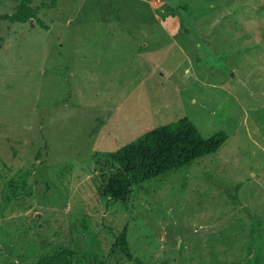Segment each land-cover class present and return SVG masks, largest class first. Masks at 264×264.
I'll return each instance as SVG.
<instances>
[{"label":"rangeland","instance_id":"obj_1","mask_svg":"<svg viewBox=\"0 0 264 264\" xmlns=\"http://www.w3.org/2000/svg\"><path fill=\"white\" fill-rule=\"evenodd\" d=\"M20 4L40 8L0 22V264L62 248L74 264H140L124 227L143 264H264V0H0V13ZM183 116L229 136L112 200L110 153Z\"/></svg>","mask_w":264,"mask_h":264},{"label":"trees","instance_id":"obj_2","mask_svg":"<svg viewBox=\"0 0 264 264\" xmlns=\"http://www.w3.org/2000/svg\"><path fill=\"white\" fill-rule=\"evenodd\" d=\"M46 4L48 5L44 3ZM179 6L183 9L188 7L183 3H179ZM39 8L20 4L17 11L12 14L0 13V22L6 18L12 21L27 20L35 17ZM228 136L226 130H219L212 136L206 137L189 116L152 127L110 153L116 170L110 175L105 189L112 200L126 201L132 192L133 185H140L147 180L190 164L201 156L216 152ZM258 225L259 223H256L253 228V243ZM118 241L130 258L143 264L140 258L134 257L131 253L127 227L121 231ZM72 256L71 249L62 248L55 254L42 258L39 264H74Z\"/></svg>","mask_w":264,"mask_h":264}]
</instances>
